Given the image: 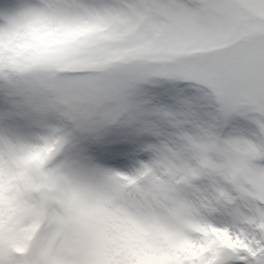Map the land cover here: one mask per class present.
<instances>
[{
  "label": "snow or ice",
  "instance_id": "6c2138e0",
  "mask_svg": "<svg viewBox=\"0 0 264 264\" xmlns=\"http://www.w3.org/2000/svg\"><path fill=\"white\" fill-rule=\"evenodd\" d=\"M13 6L78 31L56 64L83 74L56 83L63 95L91 97L69 114L78 131L138 108L145 84H184L152 156L205 210L189 264H264V0H0Z\"/></svg>",
  "mask_w": 264,
  "mask_h": 264
},
{
  "label": "clouds",
  "instance_id": "9594fccd",
  "mask_svg": "<svg viewBox=\"0 0 264 264\" xmlns=\"http://www.w3.org/2000/svg\"><path fill=\"white\" fill-rule=\"evenodd\" d=\"M77 38L26 8H0V264H189V238L207 221L193 181L153 156L124 171L80 152L84 133L115 121L71 124L91 97L63 95L56 83L83 74L56 64ZM212 236L213 247L233 243Z\"/></svg>",
  "mask_w": 264,
  "mask_h": 264
},
{
  "label": "rangeland",
  "instance_id": "374dc122",
  "mask_svg": "<svg viewBox=\"0 0 264 264\" xmlns=\"http://www.w3.org/2000/svg\"><path fill=\"white\" fill-rule=\"evenodd\" d=\"M183 83L161 80L145 84L136 95L138 108L131 109L127 114L112 123L99 126L96 131L83 134L80 152L93 162L105 165V159L116 164L112 168L130 171L138 168L142 162L149 160L153 152L147 147H156L172 138L169 120L163 115L178 106L183 96ZM4 103L0 100V110ZM13 127H23V121H9ZM142 127L147 129L142 136ZM110 153V154H109Z\"/></svg>",
  "mask_w": 264,
  "mask_h": 264
}]
</instances>
